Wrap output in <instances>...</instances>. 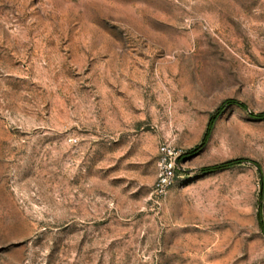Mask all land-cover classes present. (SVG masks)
I'll use <instances>...</instances> for the list:
<instances>
[{
  "label": "rangeland",
  "instance_id": "1",
  "mask_svg": "<svg viewBox=\"0 0 264 264\" xmlns=\"http://www.w3.org/2000/svg\"><path fill=\"white\" fill-rule=\"evenodd\" d=\"M263 111L264 0H0V264H264Z\"/></svg>",
  "mask_w": 264,
  "mask_h": 264
},
{
  "label": "built area",
  "instance_id": "2",
  "mask_svg": "<svg viewBox=\"0 0 264 264\" xmlns=\"http://www.w3.org/2000/svg\"><path fill=\"white\" fill-rule=\"evenodd\" d=\"M161 150V161L159 164V172L154 184V193L163 195L173 186L176 179V154L172 148L163 145Z\"/></svg>",
  "mask_w": 264,
  "mask_h": 264
},
{
  "label": "trees",
  "instance_id": "3",
  "mask_svg": "<svg viewBox=\"0 0 264 264\" xmlns=\"http://www.w3.org/2000/svg\"><path fill=\"white\" fill-rule=\"evenodd\" d=\"M235 103H237L240 106L243 105V104H240L239 102H235ZM218 115H219V112H216L210 117L208 127H207L208 131H210V129H211V127H212V125H213V123H214V121ZM256 116L257 117H264V111L256 114ZM234 163H237V160H230V161L223 162L220 164L212 165V166L208 167L207 169L213 170V169L225 168V167H229V166L233 165ZM259 220H260V218H259ZM261 226H262V223H261Z\"/></svg>",
  "mask_w": 264,
  "mask_h": 264
}]
</instances>
